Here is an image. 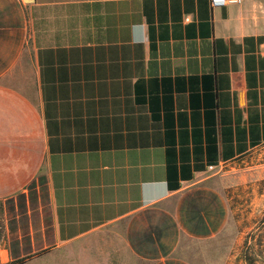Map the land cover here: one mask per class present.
Returning <instances> with one entry per match:
<instances>
[{"label": "crops", "instance_id": "0c3cea01", "mask_svg": "<svg viewBox=\"0 0 264 264\" xmlns=\"http://www.w3.org/2000/svg\"><path fill=\"white\" fill-rule=\"evenodd\" d=\"M262 144L264 0H0V264H196Z\"/></svg>", "mask_w": 264, "mask_h": 264}, {"label": "rangeland", "instance_id": "374dc122", "mask_svg": "<svg viewBox=\"0 0 264 264\" xmlns=\"http://www.w3.org/2000/svg\"><path fill=\"white\" fill-rule=\"evenodd\" d=\"M215 171L230 176V220L206 256L197 251L196 264H264V144Z\"/></svg>", "mask_w": 264, "mask_h": 264}, {"label": "built area", "instance_id": "2783aa9c", "mask_svg": "<svg viewBox=\"0 0 264 264\" xmlns=\"http://www.w3.org/2000/svg\"><path fill=\"white\" fill-rule=\"evenodd\" d=\"M242 0H208L211 7L226 6V5H238Z\"/></svg>", "mask_w": 264, "mask_h": 264}]
</instances>
